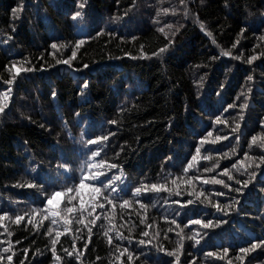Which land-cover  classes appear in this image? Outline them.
<instances>
[{"label":"trees","instance_id":"16d2710c","mask_svg":"<svg viewBox=\"0 0 264 264\" xmlns=\"http://www.w3.org/2000/svg\"><path fill=\"white\" fill-rule=\"evenodd\" d=\"M262 13L264 0H0V264H264V248L239 252L264 240Z\"/></svg>","mask_w":264,"mask_h":264},{"label":"snow or ice","instance_id":"6c2138e0","mask_svg":"<svg viewBox=\"0 0 264 264\" xmlns=\"http://www.w3.org/2000/svg\"><path fill=\"white\" fill-rule=\"evenodd\" d=\"M181 3H184V0H181ZM84 7H85V4H83V3H81V4L78 5V9H83ZM18 11H19V9H13V16L14 17L17 16ZM82 15H83V13H82L81 10H77L74 13H72V20H73V22H76L78 18H81L82 17ZM161 31H163V29H161ZM242 32H243V30H242ZM100 34H101L100 32H97V35H100ZM260 39L261 40H264V36H261ZM238 42H239V40H237V43ZM83 43H84V40H79V41H77V45L76 46L78 47L80 44H83ZM235 47H236V44H233V48H235ZM51 48L52 49H56L57 48V44L56 43L51 44ZM163 51H165V49H161V52H163ZM223 54L224 55H229L230 53L223 52ZM75 55H76V52H75V50H73L72 55H71V57H69V59H67V60H60V61H57V63H62L64 65H69L70 66V62H71L72 58L75 57ZM212 59H215V57H213ZM235 59H241V57L238 56V57H235ZM255 59H257V57L255 55H253V56L247 58L245 60V62L248 63V64H251L253 62V60H255ZM84 67L87 68L88 65L85 64ZM246 80L250 82V81L253 80V77L251 75H249V76H247ZM6 83L11 84L12 81L9 80V81H6ZM87 88H88V83L85 81L83 83L82 88H81V92H83ZM248 91L251 92V88H249ZM52 96L53 97L56 96L55 91L52 92ZM228 107L231 108V107H234V105L229 104ZM240 107L242 109L241 115H240V119L243 120V110L248 109L250 107V104H249V102L247 100H245V102ZM2 112H4V111H2ZM2 112H0V113H2ZM219 122H220L219 121V118H217V123H219ZM113 123H114V121H113ZM260 125L262 127H264V119H261L260 120ZM236 130L237 129H233V131H236ZM251 140L253 142H255L257 140V136L256 135H252L251 136ZM197 149H199V148H196V152H197ZM194 156L195 155H193L191 157L192 161H193V157ZM259 159H260V161L262 163H264V155L260 156ZM188 167L191 168L192 167V164H189ZM184 170L187 171V169H184ZM206 171H210V169H206ZM224 175H226V176L228 175V169L227 168L224 169ZM255 176H256V172L253 171V173L251 174V176L249 177V179L243 182V186L246 188L248 186V184L251 182V180H253L255 178ZM106 179H110V178H106ZM118 179H120V177ZM193 179H196V177H194ZM229 179H231L230 176H229ZM97 182L100 183V184H104V180H99ZM172 182H175V180H173ZM189 183H190V181H189ZM203 183L204 184H209V181L207 179H205L203 181ZM215 183L222 184L224 188H230V185L229 184H226L221 179H215ZM236 183L237 184H240L241 181H236ZM27 186L33 187L34 185L29 184ZM116 191H118V190H116ZM141 191H142V188L141 187H137L135 189V192H136L137 195H139L141 193ZM235 191L236 192H240L241 191V188H236ZM261 191H264V189H261ZM52 195H55V193H53ZM192 195L197 196V198H199L200 196H204V193H203V191H201L199 193H196L195 191H193L192 192ZM217 195H223V193H217ZM49 200H51V199L49 198L48 201ZM177 203H178V201H177ZM187 203L188 204H192L193 201L192 200H189V201H187ZM209 203H211V200H209ZM184 206H186V205H182V207H184ZM213 207L216 209L217 212L224 213L225 215L228 214V212L225 210V207H222L221 204H219V203H215L213 205ZM229 210H230V206H229ZM5 215H6V213H5ZM172 223H175V220H173ZM192 223L202 224L205 229H208V228L219 227L222 223H226V221H224V220H217V221L213 222L212 220H208L207 222H205L202 219H197V220L192 221ZM177 227H179V225H177ZM142 235H147V231H145V233H142ZM121 238H123V237H121ZM193 239H195V237H193ZM140 243H144V241H140ZM196 243L199 244V240H196ZM180 247L182 248L183 245L180 244ZM258 247L259 248H264V240H259L258 243H251L249 245V247H247V248L241 247L239 249V252L242 253V254H246V253H249L250 251H254ZM52 250L54 252V249H52ZM26 251H27V249H25V252ZM227 252H228V249L225 248L224 249V253L226 254ZM169 255L176 257L175 264H180V255H178L176 251L170 252ZM209 255H211V253H209ZM78 258L79 257H77V259ZM221 258H223V257H221ZM7 259L10 260L11 259V256H8ZM129 259H131V254H129Z\"/></svg>","mask_w":264,"mask_h":264},{"label":"clouds","instance_id":"9594fccd","mask_svg":"<svg viewBox=\"0 0 264 264\" xmlns=\"http://www.w3.org/2000/svg\"><path fill=\"white\" fill-rule=\"evenodd\" d=\"M262 15H264V13H262Z\"/></svg>","mask_w":264,"mask_h":264}]
</instances>
